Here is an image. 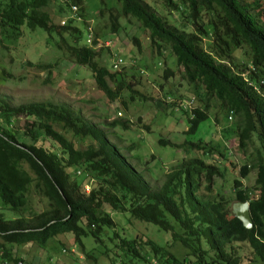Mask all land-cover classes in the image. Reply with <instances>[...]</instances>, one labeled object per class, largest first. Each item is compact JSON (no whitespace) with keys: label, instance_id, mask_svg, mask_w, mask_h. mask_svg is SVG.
Segmentation results:
<instances>
[{"label":"trees","instance_id":"trees-1","mask_svg":"<svg viewBox=\"0 0 264 264\" xmlns=\"http://www.w3.org/2000/svg\"><path fill=\"white\" fill-rule=\"evenodd\" d=\"M116 1L120 8L115 13L112 7L98 10V16L108 12L109 23L89 30L84 0H0V44L20 37L21 27L40 28L46 42L56 36L55 47L89 69L96 89L109 101L120 99L126 105L122 97L126 91L130 100L145 98L132 88L138 80L134 74L124 78L127 75L112 67L117 53L110 51V67L101 63L100 55L110 48L103 46L110 39L105 29L114 34L120 28L119 19L133 17L148 32L159 57L165 51L173 56L177 72L191 85L200 104L189 110L180 95L176 97L187 115L186 132L193 133L209 117V102L215 98L227 120L234 118V126H225L223 132L235 133V147L246 160L237 167L214 142L174 144L162 137L160 144L196 150L197 155L182 159L165 174L159 187L152 188L110 142L106 131L70 106L53 101L14 105L0 97V264L23 260L13 245L45 246L49 238L66 232L82 248L83 237L90 236L94 245L110 242L123 255V264H264L262 0H159L170 12L185 14L180 29L166 22L146 0ZM51 2L68 15L64 23L55 22L45 10ZM72 6L78 7L80 19L72 17ZM190 25L193 28L187 30ZM88 30L90 44L86 42ZM205 39L209 41L206 47ZM235 50L246 59L236 62ZM163 59L161 76L168 79L174 70ZM28 65L40 70L52 66ZM175 105L173 101L168 107L173 110ZM118 124L126 128L127 121L110 123ZM46 139L55 142L59 152ZM75 140L82 145L77 147ZM214 154L222 157V168L207 159ZM226 167L240 177L231 181L233 198L249 203L250 229L232 215L229 200L215 191V178L222 177ZM70 169L74 174L92 172L97 181L86 192L84 184L90 176L76 183ZM252 171V185H243L241 178ZM31 189L47 200V207L26 218L19 214L28 208ZM106 208L127 214L128 224L131 219L153 224L168 238L160 244L117 229ZM6 210L16 216H5ZM23 264L34 263L23 260Z\"/></svg>","mask_w":264,"mask_h":264},{"label":"rangeland","instance_id":"rangeland-1","mask_svg":"<svg viewBox=\"0 0 264 264\" xmlns=\"http://www.w3.org/2000/svg\"><path fill=\"white\" fill-rule=\"evenodd\" d=\"M103 1L102 3L101 0H84L83 13L91 28H102L109 23L108 12L98 16L101 6L114 8V13L120 8L116 0ZM146 1L166 22L179 29L182 28V17L185 14L170 12L159 0ZM262 9H264V0H262ZM45 10L51 14L55 22L64 23L68 16L65 12L60 13L54 2H51ZM261 21L264 22V17ZM119 23L120 28L114 34L108 33V28L105 29L107 31L105 36L112 42L109 50L105 48L101 51L100 61L110 67V51L117 53L124 62L118 70L122 75H127L124 78L134 74L138 81L132 83V88L144 95V99L135 96V99L130 100L129 92L126 91L122 94L126 105L120 99L109 101L96 89L89 69L75 64L62 50L55 47L53 39L56 36L46 42V33L43 30L40 28L30 30L25 26L21 27L20 37L0 44V97L14 105L30 101H53L70 106L85 120L104 129L110 142L118 147L121 154L152 188L159 187L165 174L182 159L197 155L196 150L187 152L180 147L160 144L159 139L162 137L174 144L199 140L214 142L215 147L227 152L229 159H232L237 167L243 164L246 157L242 156L235 147V133L225 135L223 132L225 126H234L232 123L234 118L227 120L218 101L212 98L209 102V117L200 122L193 133H187V115L181 112L176 97L180 95L184 104L193 98L189 110L200 105L192 92L191 85L177 72L173 64V56H169L167 51L163 53V57L157 55L156 50L150 45L148 32L133 17L121 18ZM191 28L193 27L190 25L186 29ZM208 42L207 39L204 40L205 47ZM233 54L237 56L236 62L246 59V56L239 51L235 50ZM164 56L167 64L174 70V76L168 79L161 76L162 68L165 67ZM28 62L49 63L52 66L47 70H40L28 65ZM173 101L176 105L172 110V106L169 108L168 105ZM216 115L218 121L215 120ZM113 121H127L126 128L119 124L111 126L110 123ZM75 141L77 147L82 145L79 140ZM45 143L59 152L58 145L51 139H46ZM207 159L223 167L221 156L214 154ZM86 172L74 174L70 169L72 180L76 183L83 180L86 175L90 176L89 182L84 184L87 192L97 181V177L92 172L89 174ZM234 177L240 179L237 173L226 167L223 176L215 178V191L227 198L230 205L235 202L231 187ZM253 179L254 171L246 178H241V181L243 185L250 187ZM28 199V208L19 214L23 217L30 218L32 213L40 212L47 207V200L34 189L30 190ZM106 210L111 214L117 229L123 228L129 233L143 235L160 244L168 238L165 232L153 224L134 219L128 224L127 214L113 212L109 208ZM4 214L7 217L16 216L7 210ZM82 241L84 248L74 242L72 233L66 232L49 238L45 246L26 243L12 247L23 260L34 264H123V255L110 242L106 241L105 245H94L90 236L83 237ZM175 247L172 248L173 251H176ZM87 252L93 258L88 257ZM111 258L114 259V263Z\"/></svg>","mask_w":264,"mask_h":264},{"label":"water","instance_id":"water-1","mask_svg":"<svg viewBox=\"0 0 264 264\" xmlns=\"http://www.w3.org/2000/svg\"><path fill=\"white\" fill-rule=\"evenodd\" d=\"M231 213L241 221L245 228H252L253 224L249 211V203L247 201L233 202L231 204Z\"/></svg>","mask_w":264,"mask_h":264},{"label":"built area","instance_id":"built-area-1","mask_svg":"<svg viewBox=\"0 0 264 264\" xmlns=\"http://www.w3.org/2000/svg\"><path fill=\"white\" fill-rule=\"evenodd\" d=\"M77 11H78V7H76V6H72L71 7V15H72V17L73 18H76V19H80V17L77 15ZM89 28V30H90V28H91V26L89 25L88 26ZM88 30V32H87V38H86V42L87 43H91V36H90V34H91V32ZM111 42H112V40L111 39H106L104 42H103V46L104 47H110L111 45ZM100 46H102V44L100 43L99 44ZM124 64V62L122 61V59H120V57H118V58H116L113 62H112V67L114 68V69H118L120 66H122ZM193 103V98L192 99H190L187 103H185V107H187V108H189L190 106H191V104ZM16 264H23V261L22 260H19V261H17V263Z\"/></svg>","mask_w":264,"mask_h":264}]
</instances>
